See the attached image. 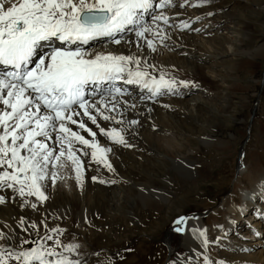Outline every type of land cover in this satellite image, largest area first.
<instances>
[{"label": "snow or ice", "instance_id": "1", "mask_svg": "<svg viewBox=\"0 0 264 264\" xmlns=\"http://www.w3.org/2000/svg\"><path fill=\"white\" fill-rule=\"evenodd\" d=\"M209 2L198 0L190 6ZM185 5L189 0H183L180 7ZM173 6V0H159L155 5L153 0H0V191L10 189L22 207L35 209L36 203L28 198L46 200L47 181L55 185L70 170L82 185L86 157L90 164L113 171L108 160L111 148L101 145L89 122L112 144L131 147L124 133L138 122L125 120L123 113L136 105L118 99L127 95L118 82L138 86L148 93L141 99L153 101L179 95L181 88L197 87L190 81H177L142 56L93 53L85 47L101 38L119 45L126 42V33H134L138 49L146 46L156 51L157 38L161 45L170 38L160 24L171 26L164 10ZM146 15L151 24L145 22ZM177 27L183 30L189 25ZM100 120L120 127L105 129ZM5 202L6 197L0 195V204ZM41 223L44 234L38 233V240H21L19 246L0 231L4 242L0 243V264H86L72 258L80 245L64 244L63 229H49ZM185 223L186 217L177 218L175 231L183 232ZM24 224L21 218L19 227L27 231ZM194 232L205 249L213 243L205 230ZM27 244L35 246L23 247ZM204 264L224 262L205 257Z\"/></svg>", "mask_w": 264, "mask_h": 264}, {"label": "rangeland", "instance_id": "2", "mask_svg": "<svg viewBox=\"0 0 264 264\" xmlns=\"http://www.w3.org/2000/svg\"><path fill=\"white\" fill-rule=\"evenodd\" d=\"M182 2L183 0H178V2L175 0L174 6L167 9L176 8L177 4ZM189 2L195 4L198 0ZM206 4L195 7L196 10L192 11L190 9L194 7L189 6L190 4L184 6L185 9L177 8L184 12V16L193 14L198 17L202 14L203 18L192 21L186 29L187 32L183 30L182 35H186V37L184 36L185 38H182L181 41L184 44L195 45L193 43L195 39L193 40L190 36L198 35L200 40H211L214 37L222 36L234 40L235 43L240 39L243 43L235 46L237 57L228 55L226 60L220 61L208 56V65L206 66H212L218 62L217 67L212 69L216 72L217 80H213L217 85L205 79L207 77L197 78L203 87L181 88L179 95L161 96L159 97L160 101L153 102L156 105L174 101L179 106L187 108L185 113L175 106V109L170 111L161 105L165 113L154 115L158 117V122L155 120L152 131L162 135L165 132L168 133L169 130L175 133L173 144L179 143L180 145L177 144L178 147L173 149L171 156L175 155L173 157L176 160L171 159L170 155V157L166 156L155 143L150 141L136 142L132 138V140H126L128 144L132 143L131 147L113 144L115 147L112 148L113 150L111 149L109 157L112 159V156L115 155L122 164H127V172L123 173L126 178L124 181H118L119 175L115 177L114 173L109 175L107 169H101L102 176L106 178L109 176L112 179L100 184L105 187V190L102 191L105 194L101 198L94 197L96 193H93V188L96 183H93L92 188H87L88 195L86 196L88 197L85 199L84 207L89 210L82 222H79V215H71L68 210L59 212L56 204L50 203L49 199L40 202L34 197L30 202L36 203L35 209L28 205L22 207V202L17 201L16 209H20L19 211H12L8 208L0 210V216H2L0 231L14 236L11 243L19 246L21 240H38L45 231L44 223H41L43 221L49 229L59 227L64 230L60 236L64 244H79L80 247L75 256L85 261L86 264H109V262L111 264H174L175 258L182 261L188 256L181 246V234L175 231L174 221L181 216L189 215H200L206 219L212 211L218 210L222 198L231 192L230 182L236 177L240 179V168L250 163V153L256 148L264 147V133L258 139L255 137L259 134L260 128L264 129L262 125L264 123V59L257 60L252 67L241 72L239 76L230 75L226 70V66L230 63L228 60L240 58L248 54L245 52H251L260 42H264V0H210L209 5ZM208 13H212V15L209 16ZM208 17L219 21L218 26L198 34L188 31L198 25L200 20L205 21ZM171 21L170 18L169 22ZM212 24L215 25L213 22ZM160 25L165 31L173 28L172 24H169L172 27L163 23ZM225 26L226 28L230 27V32ZM249 33L252 34V37L254 36V39L243 40ZM132 34L134 33H126L124 39ZM166 34L169 36L167 32ZM187 37L189 38L187 39ZM174 38L181 39L175 36ZM107 42L108 39L87 48L89 50L104 46ZM216 45L225 48L228 52L230 51L229 47H232L227 43H222V45L216 43ZM127 47L129 48V46ZM190 47L192 48L189 50L193 49V46ZM134 50L146 60L151 59L150 52L145 46L140 47V51L137 47L136 49L131 48V51ZM175 52V50H168L169 55L166 57L173 59L171 54ZM243 61L244 63L239 66L240 69L246 67L250 62L247 56L243 57ZM173 78L177 81L181 80L176 75ZM207 84L214 86H207ZM129 91L130 93L127 92V95L130 96L133 93L132 88ZM146 93L144 92V94ZM188 93L189 95H187ZM134 94L137 98H141L138 95L142 96L143 92L134 91ZM185 95L187 96L184 97ZM119 99L126 100L130 104H142V102L128 99V97ZM143 107H146L147 115L145 112L139 111L143 109L133 108L124 111V119L135 118L140 128L139 121L143 122L145 126L152 118H149L150 112L147 110L150 107L145 105ZM103 123H105L104 127H107L106 124L110 127H120L109 122ZM131 133V136L138 138L137 128H133ZM207 138L211 139L209 143L207 142L210 146L205 142ZM228 142L230 143L228 144ZM143 143L147 144L146 149L142 150L141 147L137 150V145L140 146ZM115 149L116 151H114ZM130 153L135 154V157ZM89 158L85 159L90 160ZM181 160L188 161L185 162V165ZM137 162L142 163V167ZM87 163L88 168L92 169L94 163L90 164L88 161ZM184 166L191 169L184 171L183 169L186 170ZM111 181H115V183H111ZM143 188L160 190L165 197L167 196L164 208L162 207L163 210H155V208L144 207L140 204V193ZM21 218L25 222L24 227L27 228V231H23L19 227ZM2 220L8 223L2 226ZM33 223L37 225V228L28 227ZM237 226L239 228L232 231L230 239L232 237L240 238L237 236L238 234L248 231H244L241 225ZM168 235L170 239H168ZM263 238L264 232L262 231L258 240L263 241ZM169 240L171 247L168 245ZM0 243L4 242L0 241ZM197 245L199 247V244ZM33 246L35 245H23L25 248ZM209 248L213 250L212 254L217 260L205 256L204 252L207 255L211 253L202 246L200 249L203 252L198 251V256L203 255L202 257H208L212 261H223L224 264H235L238 261L236 254L227 249L221 241L218 244L210 243ZM198 258L199 261L195 263L194 260ZM198 258L195 257L193 263L190 264H202L203 260L201 257Z\"/></svg>", "mask_w": 264, "mask_h": 264}, {"label": "bare ground", "instance_id": "3", "mask_svg": "<svg viewBox=\"0 0 264 264\" xmlns=\"http://www.w3.org/2000/svg\"><path fill=\"white\" fill-rule=\"evenodd\" d=\"M156 2L158 3L159 0L155 1V2L153 1V4L155 5ZM174 2H175V0H173V3ZM177 2H178V0H177ZM192 2H195V1H192ZM192 2H189V4L191 5ZM177 8H180V4H177L176 8H173L170 10H168V9L164 10L165 15H167L172 20L170 23H172L173 28L165 31L169 34L170 38L165 40L163 45H161L159 43V40L157 38V40L155 41L156 51L149 50V52H150L149 55H150L151 59H149L147 61L149 63L155 65L158 70L168 73V75L170 77L171 76L173 77L174 75H176L177 77L181 78V80L193 82L197 86H202V85H200V81H198L197 78L201 79L202 77H207L205 79H208L209 81H211L215 85H217L216 82L213 80V79H216V72L213 71L212 69L214 67H217L218 62L212 66H206V65H208L207 60L209 59V57H211L212 59H218V60L222 61V60H226L225 58L228 55H232L233 57L234 56L237 57L235 46H237L236 44L241 45L243 42H241L239 39V40H237V43H235L234 40H231L228 37L224 38L222 36L214 37L211 40L201 39L202 40L201 41L200 38L197 37L198 35H193L190 37L193 38V40L195 39V41H193V43H195V45H191L190 43L184 44L181 40H182V38H185L186 35H182V34H183V30L186 31L187 28H184L183 30H181V28L177 27V25H181L183 23H187L189 25L197 17L193 14L184 16L183 15L184 12L177 9ZM201 15L198 17H201L200 19H203ZM204 15L206 16L207 13L205 12ZM147 18H148V15L145 16V20H147ZM199 22L200 23H198V25L194 26V28H192L188 31L198 34L200 32H205L206 30L210 31L211 29L218 26V24H219V21H217L215 18H210V17H208L205 21L200 20ZM212 22L215 25H213ZM149 24H151V20L149 21ZM152 26L155 29V25H152ZM160 27L163 28V26H161V25H160ZM225 28H226V26H225ZM196 29H200V31H196ZM226 29H227V31L230 32V30H229L230 27H228ZM174 36L179 37L181 39L176 40L174 38ZM245 36H246V39H243V40L248 41V40H251L252 38L254 39V36L252 37V34H250V33L248 35H245ZM147 38H151V36L149 35ZM188 38L189 37H187V39ZM103 39H107V38H103ZM100 40H102V39L91 41L90 44L85 46V47L87 48L91 44L96 45V43L101 42ZM125 41L126 42H122L119 45L111 44L108 47L103 48V47L107 46V45H105V46H100L97 48L89 49V51H91L93 53H96V52H105V53L106 52H114L116 54H123V55H136L137 52L135 53V50L131 51V48L136 49V47H137L138 41H137L135 35L134 34L129 35L128 38L125 39ZM139 43L143 45V41H140ZM216 43L219 45L220 44L222 45V43H227V44H229V46L232 45V47L231 48L229 47L230 51L228 52L225 48L217 46ZM187 45L193 46V49L189 50V48H192V47L187 46ZM249 45H251V44H249ZM127 46H129V48ZM110 48H112L113 50L111 49L110 51H107ZM185 48H187V49H185ZM170 49L176 51L174 54L173 53L171 54L173 56L174 60L166 57L169 55L168 50H170ZM151 52L153 55L151 54ZM245 53H248V54H245L244 56H247V58L250 60V62L248 63L247 66L245 65L246 67H244L242 69H240L239 66L244 63V61H243L244 56H242L240 58H233L230 60L227 59L230 63L226 66V70L230 75H235V76L238 75L239 76V74L241 72H243L246 69H249V67H252L254 65V63L257 62V60H261V59L263 60L264 59V42H260L257 46H255L251 50V52H245ZM139 54L137 53V56H140ZM253 69H255V68H253ZM252 72H253V70H252ZM153 75H158V73H153ZM209 81H206V82H209ZM258 82L259 81H257V83ZM121 83L122 82H118V85H120ZM122 85L125 87L134 86V87H132L134 91H136L137 93L143 92L142 96L138 95L139 97H144V96L148 95L146 93V91L140 89L136 85H127L124 83H122ZM208 85L214 86L211 84H207V86ZM244 87H242V88H244ZM185 89H188V88H185ZM144 92L146 94H144ZM125 97H128V99H134L133 97H130L128 95ZM136 98H137V96L135 97V99ZM137 99L142 100L141 98H137ZM143 101H144V103H142V104L135 103V105H136L135 108L136 109H143V110H139V111H143V112H145V115H147V111H145L146 107H143V106L145 105V106L150 107L147 110L150 112L149 118H152V120L149 121V123H146L145 126H144L143 122L141 123L139 121L141 128L137 124L132 125V126H128V130L124 133L125 139L129 141V139L132 140V138H133V139H135L136 142H149L150 141L153 144L155 143L157 148L161 149V152L165 153L166 156L170 157L172 155L173 149L175 147H178L177 144L178 145H180V144L177 142H176L177 143L176 145L173 144L175 142V140H174L175 137H173V135L175 133L171 130H169L168 133L165 132L164 135L152 131V128L155 125L154 123L158 120V117H156L154 115L165 113L164 112L165 110L162 109L161 105H167L168 107H165V109L167 108V110H170V111L175 109L174 108V106H175V107H177V109L178 108L182 109V111H184L185 113L187 111V108L179 106L174 101L169 102L168 104L157 103L156 105L153 103L154 102L153 100L144 99ZM150 101H152V102H150ZM146 102H149L152 104H148ZM120 107H121V109H123L124 104L122 103L120 105ZM129 110H131V109H129ZM123 118H124V116H123ZM131 120H135V118H133V119L128 118L127 119V121H131ZM98 122L100 123V125L102 127H104L103 124H105V123H103V122H105V121L100 120ZM262 125L264 126V123H262ZM89 126L92 127V129L94 131L97 132V139L99 140L101 145H103L105 147H110L111 149L115 147L105 137L100 136L99 130L94 125H91L90 122H89ZM106 126L108 128H110V125L106 124ZM72 127L74 130H76V126L73 125ZM107 127H104V128L108 129ZM133 128L134 129L137 128V132H139L138 138L133 137V135L131 136V134H132L131 131H133ZM262 133H264V129L260 128L259 134L255 135V137L258 139ZM82 134L85 135V138L91 139V137H88L87 133H82ZM180 140H182V139H180ZM210 140H211L210 138H207L205 140L206 144H207V142L209 143ZM229 143L230 142H228V144ZM131 145H132V143H131ZM207 145H209V144H207ZM146 146H147L146 143L140 144V146L137 145V147H138L137 150L141 149V147H142V150H144V149H146ZM78 147H82V146H78ZM222 147H224V146H222ZM120 150H122V149H120ZM114 151H116V149ZM110 154H111V152L108 153V157L111 156ZM130 154L133 157H135V154H133V153H130ZM173 156H175V155H173ZM173 156H171L170 158L175 161L176 158ZM141 157H142V155H141ZM183 158H185V157H183ZM108 160L112 164V168H113V171L107 170L109 175L110 174L112 175L114 173L115 177H117V175H119L117 177L118 181H124L126 178L124 176V174H125L124 172L125 171L127 172V169H128L127 164H122L119 161L118 157L117 158L115 157V155L112 156V159L109 157ZM87 161L89 162V160H87V159L84 160V172H83L82 185H78L76 183L75 178H74V174L71 173V171L69 170V171L65 172V174H64L65 179L57 181V183L55 185H53L51 183V181L49 180L46 182V186L44 188V192H45V195L47 196V199H49L50 203L56 204L59 212H60V210H68V212L71 213V215H79L80 216L79 222H82L84 220V218L87 215V211L89 210V209H86L84 207L85 199H86V197H88V196H86V195H88L87 188L88 187L92 188L93 183H96V186L93 188V193H96V195H94V197L95 198H101L105 194V193H102V191L105 190V187L103 185H100L103 183H100L99 180L103 179L104 181L108 182V181H110V179H112L109 176L107 177L109 179H107L106 177L101 175L102 172L100 170L101 169L104 170V167H102V166L94 164L92 166V169L88 168ZM146 161L148 162V160H146ZM187 161L185 160L186 163H187ZM183 162L184 161H182V163ZM186 163H185V165H186ZM138 164H140V163H138ZM141 164L139 165L140 167H142ZM184 168H186V170L183 169L184 171H188L189 169H191V168H188L187 166L186 167L184 166ZM239 175H240L239 176L240 179H238V177H236L235 179H233L230 182L231 183V192L229 195L224 196L222 198L221 203L219 204L218 210H216L215 212L212 211L206 217V219H204L200 215H189L186 217V223L184 225H182V227L184 228V231L180 232V234H181V246L185 249L186 255H188V256L185 259H183L182 261L175 258L176 260H175L174 264H190V263H193V260L195 259V257L198 256V254H197L198 251H202L200 249V247H201L200 240L197 239V234L194 232V230H205L207 239L209 241L215 242L218 237L221 238L220 241L227 247V249H230L231 251H233L236 254V257H238V259H237L238 261H236L235 264H264V240L263 241L258 240L259 239L258 236L260 235V232L262 230H264V221L261 218V217L264 218V197H263V195H264V147L263 146H261L260 148H256L255 150H253V152L250 153V163L248 165H246L245 167L240 168ZM94 176L98 178L96 181H93V179H92V177H94ZM0 195H3L6 197V202L4 204H0V210L3 211V209H7V208L12 210V211L13 210H16V211L20 210V209H16V205L18 203L17 201L21 202V199L18 196H14V194L12 193V191L10 189L0 191ZM33 198L34 197H29L28 199L30 201H32ZM166 199H167V196L165 197V195L163 193H161L160 190L154 191V190H150L148 188L141 189L140 204L144 207H152L153 209L155 208V210L156 209L157 210L162 209V207L164 208V204L167 201ZM254 203H257V205H259V207L261 209L259 207L258 208L255 207ZM251 209H253L251 211L252 213L249 214L248 216H246L248 213H250ZM253 216H256V217H253ZM1 218H2V216H0V221H1ZM7 223H8L7 221L2 220V226H4ZM237 225L243 226V230L244 231L248 230V231L245 232L244 234H242V233L238 234L237 236L240 238L232 237L230 239L229 236L232 234V231H234L236 228H239ZM241 232H243V231H241ZM10 236L14 237L12 234H10ZM168 239H170L169 235H168ZM197 244H199V247ZM168 245L171 247L170 240H169ZM243 249H251V251L246 252V251H243ZM207 250L210 253H212V251H213L212 249L209 248V246H208ZM213 258L215 260H217L215 256H213Z\"/></svg>", "mask_w": 264, "mask_h": 264}]
</instances>
